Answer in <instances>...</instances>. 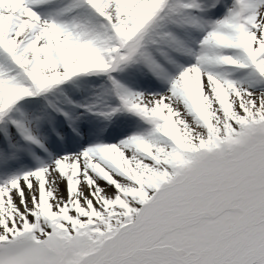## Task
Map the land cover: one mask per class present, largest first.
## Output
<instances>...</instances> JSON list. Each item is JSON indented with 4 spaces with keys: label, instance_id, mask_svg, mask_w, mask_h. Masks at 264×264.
Returning a JSON list of instances; mask_svg holds the SVG:
<instances>
[{
    "label": "snow or ice",
    "instance_id": "snow-or-ice-1",
    "mask_svg": "<svg viewBox=\"0 0 264 264\" xmlns=\"http://www.w3.org/2000/svg\"><path fill=\"white\" fill-rule=\"evenodd\" d=\"M0 264H264V0H0Z\"/></svg>",
    "mask_w": 264,
    "mask_h": 264
}]
</instances>
